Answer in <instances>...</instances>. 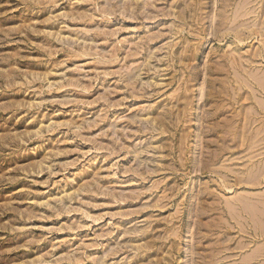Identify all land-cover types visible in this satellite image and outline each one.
<instances>
[{"label":"rangeland","instance_id":"1","mask_svg":"<svg viewBox=\"0 0 264 264\" xmlns=\"http://www.w3.org/2000/svg\"><path fill=\"white\" fill-rule=\"evenodd\" d=\"M0 264H264V0H0Z\"/></svg>","mask_w":264,"mask_h":264},{"label":"bare ground","instance_id":"2","mask_svg":"<svg viewBox=\"0 0 264 264\" xmlns=\"http://www.w3.org/2000/svg\"><path fill=\"white\" fill-rule=\"evenodd\" d=\"M255 255V254H254ZM252 256V255H251ZM251 260L253 259V258H250ZM256 260V259H255Z\"/></svg>","mask_w":264,"mask_h":264}]
</instances>
